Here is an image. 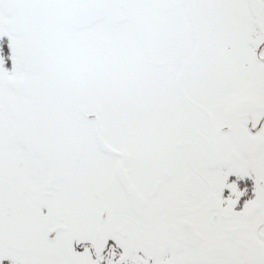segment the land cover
<instances>
[{
    "label": "snow or ice",
    "instance_id": "snow-or-ice-1",
    "mask_svg": "<svg viewBox=\"0 0 264 264\" xmlns=\"http://www.w3.org/2000/svg\"><path fill=\"white\" fill-rule=\"evenodd\" d=\"M0 264H264V0H0Z\"/></svg>",
    "mask_w": 264,
    "mask_h": 264
}]
</instances>
